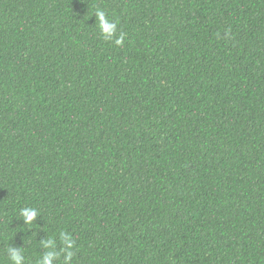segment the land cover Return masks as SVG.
<instances>
[{
	"label": "trees",
	"instance_id": "obj_1",
	"mask_svg": "<svg viewBox=\"0 0 264 264\" xmlns=\"http://www.w3.org/2000/svg\"><path fill=\"white\" fill-rule=\"evenodd\" d=\"M61 232L70 264H264V0H0V264Z\"/></svg>",
	"mask_w": 264,
	"mask_h": 264
},
{
	"label": "clouds",
	"instance_id": "obj_2",
	"mask_svg": "<svg viewBox=\"0 0 264 264\" xmlns=\"http://www.w3.org/2000/svg\"><path fill=\"white\" fill-rule=\"evenodd\" d=\"M96 17V24H98L101 35L106 41H113L116 46L122 47L125 40V34L121 32L117 35V26L118 22H113L108 19L106 13L103 10L97 9L94 13ZM228 34L225 33V36ZM37 215V211L35 208H22L20 210V216L23 218L24 223L27 225H32V222L35 220ZM60 239L63 242V247L61 248V252L64 253V264H70L74 248V241L70 234L61 232ZM44 247L46 249H50L38 262V264H52L53 260H57L59 258V253L55 251L57 245L55 239H49L44 242ZM11 264H24L25 257L21 250L19 249H11Z\"/></svg>",
	"mask_w": 264,
	"mask_h": 264
}]
</instances>
